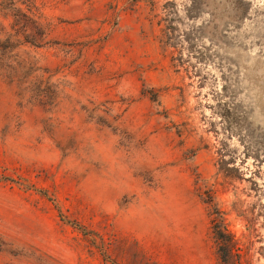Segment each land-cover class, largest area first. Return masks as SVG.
<instances>
[{"label":"rangeland","instance_id":"rangeland-1","mask_svg":"<svg viewBox=\"0 0 264 264\" xmlns=\"http://www.w3.org/2000/svg\"><path fill=\"white\" fill-rule=\"evenodd\" d=\"M0 264H264V0H0Z\"/></svg>","mask_w":264,"mask_h":264},{"label":"trees","instance_id":"trees-1","mask_svg":"<svg viewBox=\"0 0 264 264\" xmlns=\"http://www.w3.org/2000/svg\"><path fill=\"white\" fill-rule=\"evenodd\" d=\"M11 40V38L9 37L8 38V41H10ZM34 43V42H33ZM38 46H41V43L38 45ZM227 242V241H226ZM225 242V243H226ZM226 246H227V248H233L234 246H233V242H227L226 243Z\"/></svg>","mask_w":264,"mask_h":264}]
</instances>
